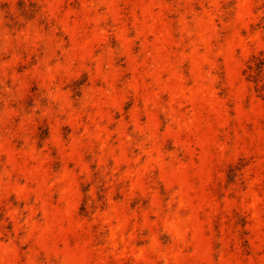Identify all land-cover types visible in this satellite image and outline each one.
<instances>
[{"label":"rangeland","instance_id":"obj_1","mask_svg":"<svg viewBox=\"0 0 264 264\" xmlns=\"http://www.w3.org/2000/svg\"><path fill=\"white\" fill-rule=\"evenodd\" d=\"M264 0H0V264H264Z\"/></svg>","mask_w":264,"mask_h":264},{"label":"trees","instance_id":"obj_2","mask_svg":"<svg viewBox=\"0 0 264 264\" xmlns=\"http://www.w3.org/2000/svg\"><path fill=\"white\" fill-rule=\"evenodd\" d=\"M244 73L257 94L264 97V48L250 58Z\"/></svg>","mask_w":264,"mask_h":264}]
</instances>
